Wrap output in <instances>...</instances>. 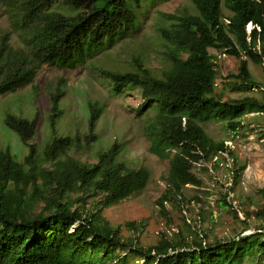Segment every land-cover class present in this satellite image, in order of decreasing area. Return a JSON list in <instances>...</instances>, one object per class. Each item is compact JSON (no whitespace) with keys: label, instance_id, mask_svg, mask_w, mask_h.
<instances>
[{"label":"trees","instance_id":"trees-1","mask_svg":"<svg viewBox=\"0 0 264 264\" xmlns=\"http://www.w3.org/2000/svg\"><path fill=\"white\" fill-rule=\"evenodd\" d=\"M192 2L197 14L169 15L167 26L158 29L167 63L159 74L138 58L134 72L99 71L115 91L138 88L146 103L140 109L149 103L159 107L146 130L151 152L169 161L166 186L156 201L168 220L166 203L183 206L176 193L180 198L187 185H201L192 171L195 163L203 160L219 167L220 156L231 165L236 162L229 145L212 140L200 123L223 121L233 135H239L243 116L264 115V82L253 77L248 64L264 66V0ZM140 5L141 0H0L17 43L13 47L7 34L0 38V95L31 84L44 65H84L106 43L135 27V9ZM210 48L220 56L209 53ZM221 55L238 62L229 74L232 89L255 88L259 97L220 96L216 66ZM47 95L53 137L43 149L42 160L31 144L39 115L27 118L12 111L4 115V126L28 147V154L20 161L10 149L0 151V264H242L249 256L256 264L264 258L261 228L212 241L205 231L188 234L179 228L143 245L140 238L147 220L110 224L102 210L143 190L150 173L145 167L119 162L116 142L96 153L94 163L70 158L68 153L79 142L96 140L104 106L88 103V131L83 139L57 136L63 92L56 89ZM90 197L93 200L88 202ZM256 215L264 217V211ZM123 227L131 234L125 236Z\"/></svg>","mask_w":264,"mask_h":264},{"label":"rangeland","instance_id":"rangeland-1","mask_svg":"<svg viewBox=\"0 0 264 264\" xmlns=\"http://www.w3.org/2000/svg\"><path fill=\"white\" fill-rule=\"evenodd\" d=\"M183 11L197 14L192 0H141L140 7L135 9V27L112 43H106L84 65L75 68L44 65L38 69L31 84L20 87L16 92L0 95V151L10 149L20 161L28 154V147L4 126L6 112L12 111L27 118L34 117L35 113L39 115L36 135L31 144L35 145L36 157L42 160L43 149L53 137L47 117L48 91L57 89L63 92L59 103L62 116L56 122L57 136H78L83 139L88 131V103L104 106L95 131L96 140L90 144L79 142L68 156L80 162L94 163L96 153L116 142L119 145V162L123 161L129 167L148 169L150 179L143 190L102 210L104 218L114 226H122L128 221L147 220L140 238L143 245L154 244L162 233L173 234L179 228L188 234H194L195 230L205 231L210 241L225 240L239 234L248 235L264 229V217L256 215V212L264 211V115L248 113L243 116L239 135H233L223 121L214 119L200 123L212 140L229 145L236 162L231 165L229 159L220 156L219 167L205 161L195 165L192 171L200 179L201 185H187L180 198L176 193L177 202L182 200L183 206L166 203L168 220L156 201L166 186L169 161L151 152V141L146 130L150 122L157 118L159 107L149 103L146 108L140 109L146 103H143L138 88L127 86L115 91L112 83L99 73L100 69L134 72L137 70L134 59L138 58L143 66L159 74L167 63L158 29L167 26L169 15ZM224 12L227 13L226 10ZM247 29H250L249 25ZM3 34H7L10 44L17 48L16 35L11 33L8 16L0 7V38ZM208 52L220 56L216 48H210ZM248 64L253 77L264 82V66L252 62ZM237 65L234 58L222 56L218 59L216 81L220 96L259 97L260 91L255 88L250 91L232 89L229 74ZM90 198L88 202L93 200ZM224 203L227 205L224 206ZM185 222L190 223V229ZM122 233L125 236L131 234L124 227ZM263 260L256 264H263ZM250 261L249 256L242 264H251Z\"/></svg>","mask_w":264,"mask_h":264},{"label":"built area","instance_id":"built-area-1","mask_svg":"<svg viewBox=\"0 0 264 264\" xmlns=\"http://www.w3.org/2000/svg\"><path fill=\"white\" fill-rule=\"evenodd\" d=\"M202 161H203V160H199V162H198V163H195L194 166H195V165H200V163H201Z\"/></svg>","mask_w":264,"mask_h":264}]
</instances>
